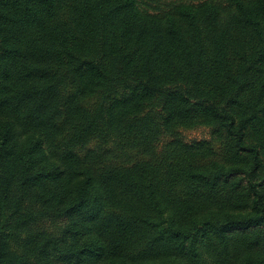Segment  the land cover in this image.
Wrapping results in <instances>:
<instances>
[{
	"label": "trees",
	"instance_id": "obj_1",
	"mask_svg": "<svg viewBox=\"0 0 264 264\" xmlns=\"http://www.w3.org/2000/svg\"><path fill=\"white\" fill-rule=\"evenodd\" d=\"M145 2L0 0V264H264V0Z\"/></svg>",
	"mask_w": 264,
	"mask_h": 264
},
{
	"label": "rangeland",
	"instance_id": "obj_2",
	"mask_svg": "<svg viewBox=\"0 0 264 264\" xmlns=\"http://www.w3.org/2000/svg\"><path fill=\"white\" fill-rule=\"evenodd\" d=\"M146 4H142V6L148 7L150 10H162L165 9L171 2L176 0H145ZM191 1H198V0H191ZM211 128L207 126H198L195 128L183 129L181 131L182 135L189 141L193 140H202V139H211ZM123 158V157H122Z\"/></svg>",
	"mask_w": 264,
	"mask_h": 264
}]
</instances>
